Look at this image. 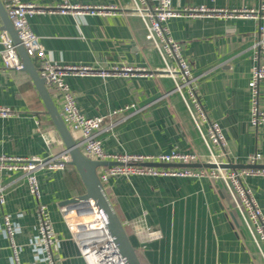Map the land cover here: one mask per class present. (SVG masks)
Wrapping results in <instances>:
<instances>
[{
    "label": "crops",
    "instance_id": "crops-1",
    "mask_svg": "<svg viewBox=\"0 0 264 264\" xmlns=\"http://www.w3.org/2000/svg\"><path fill=\"white\" fill-rule=\"evenodd\" d=\"M22 1L42 8L29 22L50 60L94 71L69 75L66 82L81 113L105 116V128L99 133L105 151H196L202 155L200 163H209L188 110L178 93L172 91L173 82L164 71L159 52L145 38L144 23L134 13L132 0H68L104 8L101 13L76 15L58 11L61 0ZM147 2L154 4V0ZM261 3L264 5V0H172L176 9L204 6L259 10ZM258 24V19L250 17L216 14L182 15L166 23L170 35L181 43L192 73L198 76L202 105L223 128L226 144L219 159L224 163L248 165L247 155L259 152L260 165L264 166V122L251 124L248 85ZM260 24L264 25L263 19ZM169 64L175 66V61L171 59ZM113 65L140 69L127 74L100 73ZM46 88L55 99L54 89ZM131 103L135 111L126 109L110 115ZM54 104L58 109L57 102ZM258 107L264 111V80L259 82ZM2 108H8L9 113L0 112V155L43 158L65 149L37 87L19 66L0 70ZM111 122L114 124L109 127ZM45 131L52 148L43 139ZM37 178L39 198L29 192L21 172L0 171L4 199L0 201V264H11L10 240L2 229L4 214H10L19 227L14 239L21 262L45 264L35 260L29 246L37 233L39 202L46 205L60 240L53 250L55 264H86L60 212L62 205L71 204L70 199L85 192L77 169L67 163L63 169L38 171ZM246 182L264 215V176L251 175ZM103 186L121 223L142 218L161 230V238L141 248L131 228L124 226L141 264H264L220 184L189 177L120 175Z\"/></svg>",
    "mask_w": 264,
    "mask_h": 264
},
{
    "label": "built area",
    "instance_id": "built-area-1",
    "mask_svg": "<svg viewBox=\"0 0 264 264\" xmlns=\"http://www.w3.org/2000/svg\"><path fill=\"white\" fill-rule=\"evenodd\" d=\"M132 3L134 13L139 15L144 23L146 40L159 52L164 63V71L172 79V91L177 92L182 99L204 143L208 156L206 162L213 163L216 167L153 165H187L203 162L202 155L196 151L184 152L172 149L168 152L152 154L105 151L102 139L99 137V133L105 128L103 127L105 116H86L81 113L77 107L75 94L66 82V77L69 75H87L94 71L86 66L60 64L50 60L40 37L32 30L29 22V18L37 11H41L42 8L32 2L2 0L6 14L17 32L18 44L24 48L35 65L45 86L54 89L55 99L52 100L57 102L63 122L69 132L74 135L75 145L86 157L109 163L96 168L101 183L104 184L111 177L120 175H149L207 179L212 183L220 184L226 190L232 207L244 229L251 235L264 263V215L254 192L246 182L248 176H264V166H258L261 163L262 155L259 152L247 155L248 167L224 168L219 166L224 163L219 159L226 144L223 128L218 121L210 117L202 105L197 92L198 76L192 73L189 61L183 55L181 43L170 35L166 25L169 19L182 15L216 14L223 17L243 16L258 19L259 24L253 43V66L248 83L250 120L253 126H258L264 122V111L258 107L259 82L264 80V25L260 24V21L264 20V5L261 3L259 10L251 8L223 10L207 9L204 6L176 9L172 6V0H154L153 5L148 4L147 0H132ZM56 9L62 13L70 12L74 15L86 12L97 14L104 10L97 6L71 4L68 0H61ZM0 45V70L18 67L20 59L16 49L17 44L14 43L10 34L1 28ZM171 59L175 61V66L169 64ZM135 69L140 68L129 66L119 68L117 65H113L110 70H101L100 73L103 75L127 74ZM126 109H131V112L135 111V104L131 103L113 110L110 115ZM0 112L6 114L9 113V109L2 108ZM113 124L114 122L109 123V127ZM42 136L52 148L49 134L45 131L42 132ZM215 147H220L221 151L218 153ZM69 160V153L65 149L43 158L0 155V171L21 172L26 178L29 192L39 198L37 172L42 169H63ZM3 200V195L0 193V201ZM60 212L86 264H126L125 258L118 251L106 226L104 215L93 200H81L62 205ZM36 215L37 233L33 236L29 246L37 262L55 264L53 250L59 247L60 240L44 203H38ZM85 215H94V218L84 221L82 216ZM122 224L131 228L141 248H145L149 242L162 236L159 228L146 224L142 218ZM2 229L10 240L11 264H23L20 260L19 245L14 239L19 227L10 214L3 215Z\"/></svg>",
    "mask_w": 264,
    "mask_h": 264
},
{
    "label": "water",
    "instance_id": "water-1",
    "mask_svg": "<svg viewBox=\"0 0 264 264\" xmlns=\"http://www.w3.org/2000/svg\"><path fill=\"white\" fill-rule=\"evenodd\" d=\"M0 19L2 22L1 29L6 30L12 37L14 43L17 44V52L20 59L19 68L26 71L31 79L33 80L37 90L42 98V101L46 107L48 114L50 115L57 132L64 144L65 150L69 153L70 160L68 164L73 165L85 186V192L73 197L68 202L74 203L81 200H93L97 207L101 210L102 214L105 217L106 226L113 237L118 251L125 258L126 264H141L139 256L137 254V249L132 244L130 237L121 223L119 217L116 214V211L108 197V194L99 180L96 168L100 165L109 164L107 162L96 161L86 157L75 145L73 137L69 132L67 126L63 122L60 113L54 104L45 84L44 80L39 76L34 64L31 59L26 54L24 48L18 44L17 32L9 20L6 11L3 7V4L0 0ZM153 165H164L169 166V164H153ZM181 166H191V167H216L213 163H189L187 165ZM220 167L224 168H242L248 167V165H236L231 163H221ZM263 167V165H258ZM232 217V213L230 214ZM234 222L236 219L233 217Z\"/></svg>",
    "mask_w": 264,
    "mask_h": 264
},
{
    "label": "bare ground",
    "instance_id": "bare-ground-1",
    "mask_svg": "<svg viewBox=\"0 0 264 264\" xmlns=\"http://www.w3.org/2000/svg\"><path fill=\"white\" fill-rule=\"evenodd\" d=\"M94 218V215H85V216H82V219L84 220V221H89V220H91V219H93Z\"/></svg>",
    "mask_w": 264,
    "mask_h": 264
}]
</instances>
